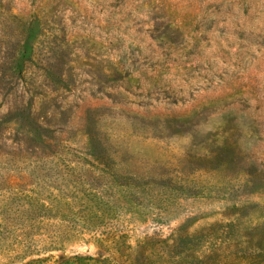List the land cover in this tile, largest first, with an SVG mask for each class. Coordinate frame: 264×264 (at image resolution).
<instances>
[{
    "label": "rangeland",
    "instance_id": "obj_1",
    "mask_svg": "<svg viewBox=\"0 0 264 264\" xmlns=\"http://www.w3.org/2000/svg\"><path fill=\"white\" fill-rule=\"evenodd\" d=\"M0 264H264V0H0Z\"/></svg>",
    "mask_w": 264,
    "mask_h": 264
}]
</instances>
